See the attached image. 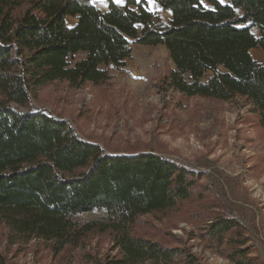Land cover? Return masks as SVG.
Instances as JSON below:
<instances>
[{
    "label": "trees",
    "instance_id": "trees-1",
    "mask_svg": "<svg viewBox=\"0 0 264 264\" xmlns=\"http://www.w3.org/2000/svg\"><path fill=\"white\" fill-rule=\"evenodd\" d=\"M107 2L103 12L93 0H0V217L18 240L53 243L58 253L93 232L110 233L118 254L104 264H204L188 248L133 234L140 217L190 200L199 172L153 150L107 151L33 100L56 81L105 83L107 67L123 70L134 44L162 45L175 66L170 87L189 97L245 98L264 130V65L251 54L264 51V0H155L170 11L166 22L147 0ZM96 210L102 219L73 221ZM208 222L209 241L237 232L229 258L253 264L236 219ZM0 264H11L1 251Z\"/></svg>",
    "mask_w": 264,
    "mask_h": 264
},
{
    "label": "rangeland",
    "instance_id": "rangeland-1",
    "mask_svg": "<svg viewBox=\"0 0 264 264\" xmlns=\"http://www.w3.org/2000/svg\"><path fill=\"white\" fill-rule=\"evenodd\" d=\"M147 1L163 21L171 18L155 0ZM75 22L67 20L70 26ZM251 54L264 65L262 49ZM83 57L77 54L72 61ZM173 68L164 46L134 44L123 70L107 67L110 79L105 83L73 88L56 81L38 91L33 106L68 119L82 138L107 151L153 150L201 174L190 200L171 211L140 217L134 235L188 248L204 264H236L229 258L235 246L227 241L237 232L228 233L222 244L204 234L210 219L227 216L241 224L253 264H264V130L258 113L242 97L220 101L182 94L167 83ZM212 75L206 72L205 79ZM185 78L190 80V75ZM103 216L96 210L73 221L82 224ZM3 218L0 251L11 264H104L118 254L110 233L93 232L79 247L58 253L53 243L18 240Z\"/></svg>",
    "mask_w": 264,
    "mask_h": 264
},
{
    "label": "crops",
    "instance_id": "crops-1",
    "mask_svg": "<svg viewBox=\"0 0 264 264\" xmlns=\"http://www.w3.org/2000/svg\"><path fill=\"white\" fill-rule=\"evenodd\" d=\"M99 9H101L103 12H105V11H107L108 10V8H109V4H108V2L107 1H105V0H102V1H100L99 2V5H96ZM166 12H170V11H166ZM68 18H70V17H68ZM68 18H67V20H68ZM76 24V22L73 24V25H75ZM73 25H71V26H73Z\"/></svg>",
    "mask_w": 264,
    "mask_h": 264
},
{
    "label": "snow or ice",
    "instance_id": "snow-or-ice-1",
    "mask_svg": "<svg viewBox=\"0 0 264 264\" xmlns=\"http://www.w3.org/2000/svg\"><path fill=\"white\" fill-rule=\"evenodd\" d=\"M117 2H118V3H122V2H123V0H117ZM137 2H138V0H137Z\"/></svg>",
    "mask_w": 264,
    "mask_h": 264
}]
</instances>
